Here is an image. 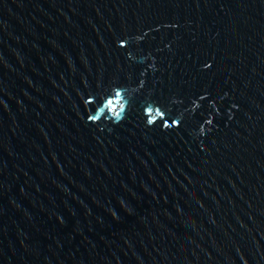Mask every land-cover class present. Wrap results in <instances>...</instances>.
Returning a JSON list of instances; mask_svg holds the SVG:
<instances>
[{"label":"water","instance_id":"water-1","mask_svg":"<svg viewBox=\"0 0 264 264\" xmlns=\"http://www.w3.org/2000/svg\"><path fill=\"white\" fill-rule=\"evenodd\" d=\"M0 264H264V0H0Z\"/></svg>","mask_w":264,"mask_h":264}]
</instances>
